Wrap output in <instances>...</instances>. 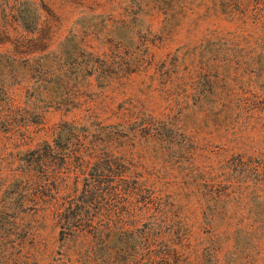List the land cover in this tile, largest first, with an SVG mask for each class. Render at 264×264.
<instances>
[{
	"label": "rangeland",
	"instance_id": "374dc122",
	"mask_svg": "<svg viewBox=\"0 0 264 264\" xmlns=\"http://www.w3.org/2000/svg\"><path fill=\"white\" fill-rule=\"evenodd\" d=\"M253 4L251 0H0V179L18 160V151L51 141L63 121L83 122L90 116L108 124L125 116L168 114L182 135L171 149L153 143V152L143 154L141 165L169 182L196 233L227 228V223L218 221L208 227L206 219L222 209L217 201L222 190L200 181L194 194L185 195L183 172L192 160L204 180L217 174L227 157V140L233 139L239 122L235 103L249 76L242 68L243 76L227 77V30L235 28L229 14H240ZM25 15L36 17L38 31L23 27L20 20ZM20 36L23 45L15 46ZM29 42L33 48L26 45ZM90 50L94 52L90 64L110 74L109 83L85 72L81 76L88 63L84 51ZM26 56L35 59L32 70L26 68ZM175 62L179 67L172 69ZM189 63L194 95L189 106L180 108L187 81L182 83L176 71H183L187 79ZM7 99L15 107L13 122L3 118ZM71 104L73 109L67 111ZM2 190L0 264H72L75 249L60 244L56 226L49 219L23 221L18 210L7 207L9 197ZM229 248L226 240L223 252ZM250 264H264V251Z\"/></svg>",
	"mask_w": 264,
	"mask_h": 264
},
{
	"label": "trees",
	"instance_id": "16d2710c",
	"mask_svg": "<svg viewBox=\"0 0 264 264\" xmlns=\"http://www.w3.org/2000/svg\"><path fill=\"white\" fill-rule=\"evenodd\" d=\"M251 2L250 9L247 5L240 14H229L235 28L227 30V77L243 76L242 68L249 76L235 103L239 122L233 139L227 140V157L218 173L204 180L193 161L187 162L182 181L188 196L202 182L222 190L217 198L222 209L206 219L207 225L218 221L227 228L196 233L169 182L141 165L143 154L153 152V143L171 149L182 135L168 114H137L108 124L90 116L83 122L59 123L51 141L18 151V160L0 179L9 197L7 207L18 210L23 221L49 219L58 229L60 244L75 249L72 264L255 261L264 251V0ZM20 21L29 32L40 29L36 17L25 15ZM23 38L13 44L23 45ZM31 43L26 45L33 48ZM84 53L88 63L81 76L85 72L109 83L111 75L90 64L93 50ZM26 58V68L32 70L35 59ZM187 65V79L183 71H176L182 83L187 81L180 108L189 106L194 95L193 65ZM171 67L177 69L179 63ZM42 69L45 72L44 65ZM7 102L3 118L13 122L15 107L11 99ZM226 240L230 248L223 252Z\"/></svg>",
	"mask_w": 264,
	"mask_h": 264
}]
</instances>
